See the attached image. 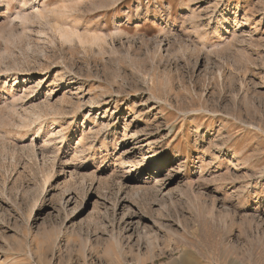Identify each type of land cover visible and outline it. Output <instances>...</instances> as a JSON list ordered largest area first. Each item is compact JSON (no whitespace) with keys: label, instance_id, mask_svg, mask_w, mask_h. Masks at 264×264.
Wrapping results in <instances>:
<instances>
[{"label":"rangeland","instance_id":"1","mask_svg":"<svg viewBox=\"0 0 264 264\" xmlns=\"http://www.w3.org/2000/svg\"><path fill=\"white\" fill-rule=\"evenodd\" d=\"M184 257L264 264V0H0V264Z\"/></svg>","mask_w":264,"mask_h":264},{"label":"bare ground","instance_id":"2","mask_svg":"<svg viewBox=\"0 0 264 264\" xmlns=\"http://www.w3.org/2000/svg\"><path fill=\"white\" fill-rule=\"evenodd\" d=\"M38 117V116H37ZM255 127H257V126H255ZM258 128V130H262V129H260L259 127H257ZM38 129H40V128H38ZM37 129V130H38ZM42 129V128H41ZM43 132V131H42ZM83 163H86L87 164V166H89V162L88 161H83ZM183 264H193L189 259H188V257H184V259H183Z\"/></svg>","mask_w":264,"mask_h":264}]
</instances>
